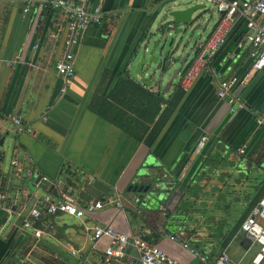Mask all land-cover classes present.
Wrapping results in <instances>:
<instances>
[{
    "label": "crops",
    "instance_id": "obj_1",
    "mask_svg": "<svg viewBox=\"0 0 264 264\" xmlns=\"http://www.w3.org/2000/svg\"><path fill=\"white\" fill-rule=\"evenodd\" d=\"M48 1L36 0L24 13L23 0H0V191L6 195L0 201V264H101L110 242L92 241L84 229L96 222L159 245L178 264H210L223 251L230 256L225 264H250L257 247L249 246L239 226L264 192V122L257 123L264 112V67L251 71L244 20L237 19L209 66L181 88L148 146L145 139L165 105L148 118L144 95L121 78L127 74L166 102L180 87L179 79L163 90L156 83L145 86L128 67L159 0H71L90 9L99 5L103 19L79 34L75 76L64 94L54 63L65 48L66 11L43 7ZM207 12L196 50L218 20L213 7ZM248 72L233 91L241 107L217 97L220 80ZM202 136L206 144L196 153ZM36 174L56 184L57 199L78 205L104 199L119 206L104 204L81 219L44 214L34 222L42 231L35 237L22 222L49 194L32 185ZM153 182L161 201L142 208L131 201L133 185ZM126 253L136 255L131 246Z\"/></svg>",
    "mask_w": 264,
    "mask_h": 264
},
{
    "label": "built area",
    "instance_id": "obj_2",
    "mask_svg": "<svg viewBox=\"0 0 264 264\" xmlns=\"http://www.w3.org/2000/svg\"><path fill=\"white\" fill-rule=\"evenodd\" d=\"M22 11L28 12L36 3V0H23ZM210 4L218 14V20L209 36L199 45L196 56L189 64L187 69L179 78V86L185 88L202 68L209 66L216 54L222 49L227 41V37L237 19L245 22L247 32L242 43L250 46L249 56L252 59L251 71L256 72L264 67V0H203ZM43 7H62L66 11L67 18V38L64 42L65 48L55 63L56 73L64 80L60 88V94H64L70 85V80L75 76V53L74 47L78 45V36L91 25L102 23L103 15L100 6L90 9L83 2H73L71 0H52L43 3ZM241 45V43H240ZM250 72L245 73L241 78L231 75L217 83L216 95L220 99H226L230 105L241 107L233 95L237 85L244 83ZM234 108L231 107V111ZM264 122V112L258 117L257 123ZM14 123L20 128V119L14 118ZM207 141V136H202L198 140L194 151L200 153ZM243 153V148L238 149ZM18 166L17 160L11 162ZM30 173V170H27ZM43 180H47L42 176ZM6 195L0 191V201H4ZM30 211L28 218L23 219L22 225L26 229L33 231V235L38 237L42 231L34 226V222L40 221L44 214L55 215L65 214L77 219L83 218L86 214L94 212L96 209L103 208L104 204L119 206V202L97 199L91 200L83 205H78L69 199H57L52 194H45ZM84 229L90 232L91 240L98 241L107 238L110 244L104 248L101 264H112L115 260L126 259V264H178V261L169 256L159 245L150 243L147 239L134 236L128 237L110 226L102 225L98 222L91 226L84 225ZM243 237L248 241L249 246H256L257 251L251 258L250 264H261L264 260V192L259 197L251 212L243 219L239 226ZM170 240H177V236L168 235ZM131 246L136 255L131 256L126 253V248ZM183 247L190 253L205 261L199 252L183 243ZM230 260L226 251L218 255L210 264H225ZM13 264V263H8Z\"/></svg>",
    "mask_w": 264,
    "mask_h": 264
},
{
    "label": "water",
    "instance_id": "obj_3",
    "mask_svg": "<svg viewBox=\"0 0 264 264\" xmlns=\"http://www.w3.org/2000/svg\"><path fill=\"white\" fill-rule=\"evenodd\" d=\"M202 0H159L147 24L144 39L128 59V67L144 84L174 85L196 56L199 33L208 12ZM158 180V179H157ZM57 195L56 184L34 175L32 185ZM150 185H133V203L152 207L163 193Z\"/></svg>",
    "mask_w": 264,
    "mask_h": 264
},
{
    "label": "trees",
    "instance_id": "obj_4",
    "mask_svg": "<svg viewBox=\"0 0 264 264\" xmlns=\"http://www.w3.org/2000/svg\"><path fill=\"white\" fill-rule=\"evenodd\" d=\"M121 80L129 83V86L136 88L137 91L140 92L141 97H143V95H144V97L141 98V102L145 101V103H146L145 109H146V112H148V114H147L148 118L150 116L152 118H154V115L156 113H159L160 103H164V105H165L164 110L162 111V114L157 119V121L153 124V127L151 128L147 138L145 139L146 145L149 146L152 143V141L154 140L155 136L160 131L162 125L165 123V121L169 117L170 113L173 111L174 107L179 102V100L183 94V89H181V87H177L175 89V92L172 95L171 99L168 102H166L163 95H160V94H157L154 92H150L149 90L143 89L140 85L135 83L132 79H129V76L127 74L125 75V78H121ZM135 95H136V93H134L133 90L130 91V97H131L130 100L131 101H135L134 100L136 98V97H134ZM149 110H152L151 114H150ZM148 122H151V121H148Z\"/></svg>",
    "mask_w": 264,
    "mask_h": 264
},
{
    "label": "rangeland",
    "instance_id": "obj_5",
    "mask_svg": "<svg viewBox=\"0 0 264 264\" xmlns=\"http://www.w3.org/2000/svg\"><path fill=\"white\" fill-rule=\"evenodd\" d=\"M204 2V1H203ZM212 8V6L210 5V4H206V7H205V10L207 11V10H209V9H211ZM215 13V15L217 14L216 12H214ZM208 18V17H207ZM206 18V19H207ZM177 83V81L174 83V85L173 86H175V84ZM164 86H165V84H163V85H161V90H163L164 89ZM172 86V88H174Z\"/></svg>",
    "mask_w": 264,
    "mask_h": 264
}]
</instances>
